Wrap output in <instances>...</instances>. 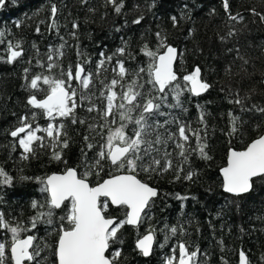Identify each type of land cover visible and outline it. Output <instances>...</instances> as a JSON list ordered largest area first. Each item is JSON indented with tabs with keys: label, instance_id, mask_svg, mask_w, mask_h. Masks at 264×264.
Masks as SVG:
<instances>
[{
	"label": "trees",
	"instance_id": "trees-1",
	"mask_svg": "<svg viewBox=\"0 0 264 264\" xmlns=\"http://www.w3.org/2000/svg\"><path fill=\"white\" fill-rule=\"evenodd\" d=\"M121 3L123 7L119 13L108 0H6L0 8V33L3 34L0 35V167L13 177L12 184H0V212L12 223L17 220L27 223L37 211L31 207L32 201L43 202L46 194L40 191L41 185L35 179L21 180L20 177H45L63 171L66 166L79 167L81 149L89 158L95 155L108 132L107 128H97L96 132L89 130V124L105 123L98 111H87L89 104H95L97 109L106 105V100L100 96L104 90L102 82L108 83L114 78L112 69L118 59L124 61L129 70L126 82L139 68H144L140 75L146 80L149 60L140 50L145 43L155 50L156 33L161 32L167 37L168 44L183 53V58L175 64L181 83L182 76L199 65L203 78L212 87L198 97L185 91L181 101L186 111L164 108L162 110L170 115L153 119L162 122L177 117L194 128H200L208 145L206 151L212 158L204 160L192 155L188 163L181 164L174 144L169 143L166 148L157 146L161 150L153 155L162 157L165 151L173 153L174 167L161 175H139L159 192L149 211L151 219L145 220L138 229L126 225L121 230L123 243L113 244L108 255L119 249L122 255L117 264H165L169 257L175 264L177 245L184 242L189 245V251L199 249L200 264H224L225 261L238 264L240 250L246 253L251 264H264V183L257 182L253 191L236 197L222 191L220 175L228 149L240 150L264 131V114L253 108V105L264 106V85L260 82L264 77V22L252 12L255 9L264 14V0H229L232 14L243 17L238 21L228 20L222 0H116V4ZM52 5L58 9L55 17L51 16ZM213 9L215 13H212ZM173 16L178 20L176 27L171 20ZM136 19H140L139 24L133 23ZM53 20L56 26L50 27ZM74 22L78 24L76 29L72 27ZM232 26L236 34L228 37L227 32ZM221 36L225 39L221 40ZM17 43L23 55L9 64L6 62L8 45ZM62 44L64 47L60 49ZM121 47H125L126 54L113 55ZM57 49L63 52V56H54L58 66L49 72L41 65L51 63L48 55ZM101 52L113 59L97 74ZM240 57L249 63L244 65ZM78 62L83 64L86 72L93 73L90 90H83L72 81L78 93L77 102L81 105L75 110V117L86 123L73 124L71 118H57L54 122L64 124L70 140L69 147L63 150L67 165L51 160L52 149L48 147H37L35 156L21 159L22 149L8 133L18 126L19 117L31 119L32 112L39 113L40 110L26 104L28 96L34 93L40 99L46 95L44 91L31 90L26 85L36 74L59 76L62 69L67 71L69 67L74 71ZM25 68L29 69L28 73ZM46 87L41 83L42 89ZM116 90L120 91L119 86ZM82 91L91 96V101L79 100ZM237 94L246 97L243 106L230 102ZM169 100L175 103L171 97ZM197 105L205 110V124L198 120L200 110ZM230 112L239 118L238 131L232 135H229ZM113 119L115 123L109 126L115 129L120 125L118 113ZM49 122L39 114L35 119V124L42 128ZM168 127L170 130L175 128L174 125ZM134 129V124H128L125 132L131 136ZM38 135L46 134L41 132ZM85 136L93 137L90 142L96 145L94 149L87 148ZM190 143L195 146L194 138ZM179 167L184 169L181 177L192 171V179H175ZM108 170L105 167L101 177L107 178ZM89 180L95 185L98 177L93 175ZM177 194L186 199L177 198ZM64 214V211L56 210L55 228L39 224L38 229L29 234L41 238L38 241L41 244L46 242L54 247L59 217ZM110 214L118 215L114 209ZM173 226L178 229L175 235L169 231ZM149 228L155 229L156 242L152 254L144 257L135 244L138 236ZM165 236L169 239L165 240ZM4 240H10V234L0 230V241ZM42 255L47 257L45 264H54L51 247Z\"/></svg>",
	"mask_w": 264,
	"mask_h": 264
},
{
	"label": "snow or ice",
	"instance_id": "snow-or-ice-1",
	"mask_svg": "<svg viewBox=\"0 0 264 264\" xmlns=\"http://www.w3.org/2000/svg\"><path fill=\"white\" fill-rule=\"evenodd\" d=\"M108 2L114 5L117 13L121 11L122 3L116 4V0H108ZM4 5L5 0H0V7ZM222 6L229 21L243 19L239 14H232L229 0H222ZM57 11V7L52 5L51 16L55 17ZM252 12L259 16L261 22H264V14L256 12L255 9H252ZM212 13H215V9ZM171 20L176 27L177 18L173 16ZM133 23L139 24L140 19L134 20ZM19 26L17 24V27ZM55 26V20H53L50 27ZM72 27L76 29L78 24L74 22ZM235 34L234 26L229 27L227 36L231 37ZM0 35L3 34L0 33ZM156 39L155 50L151 49L147 43L140 50L149 60L146 80L140 75L145 71L144 68H139L135 76L126 82L129 70L125 67L124 61L118 59L112 69L115 73L114 78L108 83L102 82L104 90H101L100 96L106 100V105L103 109H97L95 104H89L87 111H98L101 119L105 121L101 125L89 124V130L96 132L97 128H107L108 132L107 137L99 143V150L95 152V155L89 158L87 152L81 149L79 167L66 166L63 171L45 177H20L21 180L38 181L41 185L40 191L46 194V199L43 202L32 201L31 207L37 211L27 223L22 220L12 223L6 219L4 213L0 212V230L10 234V240L0 241V264H45L47 257L42 253L49 247L54 257V264H117L118 258L122 255L121 251L116 249L110 256L108 253L113 244L123 243L121 230L126 225L138 229L145 220H150L149 211L155 198L159 196L156 188L139 178L140 173L149 176L153 173L161 175L174 167L171 159L173 153L165 151L162 157L153 155L154 152L158 154L161 150L157 146L166 148L169 143L174 144L181 164L188 163L192 155H198L204 160L212 158L206 151L208 145L200 128H194L177 117L166 118L162 122L153 119L157 116L168 117L170 113L163 111L164 108H180L186 111L181 101L185 91L198 97L212 87L203 78L199 65L184 74L183 83H181L174 65L178 59L183 58V53L168 44L167 37L161 32L156 33ZM220 39L224 40L225 37L221 36ZM63 47L62 44L60 49ZM7 52L6 62L9 64L23 55L19 43L9 44ZM125 54V47H121L113 55ZM78 55L83 56V53ZM99 55L97 74L113 59L104 52ZM54 56L61 57L63 52L59 49L50 51L48 60L52 62L41 65L49 72L58 66ZM240 59L243 60L244 65L249 63L243 57ZM37 63L40 64V61ZM242 70H245L243 66ZM24 71L28 73L29 69L25 68ZM72 81L77 82L81 89L90 90L93 84V73L86 72L83 64L78 62L74 71L69 67L67 71L62 69L59 76L36 74L29 80L27 88L44 91L46 95L43 99H38L36 94H30L26 104L32 109L40 110L39 113L32 112L31 119L28 116L19 117L18 126L8 133L22 149L21 159L28 160L35 156L37 147H48L52 149L51 160L67 165L63 150L69 147L70 140L67 138L64 124L54 122L57 118H71L73 124L86 123L84 120L77 121L75 117V110L81 105L77 102L78 93L72 86ZM260 82L264 84V77ZM41 83L47 87L42 89ZM146 85L150 87L146 88ZM118 86L120 91L116 90ZM169 97L175 103H171ZM244 99L246 97L242 98L237 94L230 102L243 106ZM79 100L91 101V96L82 91ZM197 107L200 110L198 120L201 124H205V110L201 105ZM253 108L264 114V106L253 105ZM117 113L120 125L112 129L109 125L115 123L113 117ZM133 113L136 115L134 116ZM38 114L50 121L46 127L42 128L35 124ZM229 117L231 124L229 135H232L238 131L239 118L231 112ZM128 124L135 125L131 136L125 132ZM169 125H174V130H170ZM161 129L163 131H160ZM41 132L46 135H38ZM193 138L194 147L190 143ZM84 139L89 150L96 147L90 142L93 139L92 136H85ZM105 167L109 169L106 173L107 178L101 177ZM183 172V167L177 168L175 179H192L194 175L192 171H188L181 177ZM220 174L223 191L236 197L253 191L257 182L264 183V131L259 132L240 150L230 147L226 164L220 168ZM93 175L98 177L95 185L89 180V177ZM12 183L13 177L0 167V184ZM177 198L186 199L179 194ZM112 209L118 215H111ZM56 210L64 211L65 214L59 217L57 239L52 247L46 242L41 244L38 242L41 238L29 233H34L39 224L55 228ZM169 231L175 235L178 229L173 226ZM154 234L155 229L149 228L136 240L135 248L144 257H148L153 251ZM167 239L169 237L165 236V240ZM177 248L178 259L175 264H200L199 249L189 251V245L184 242H180ZM165 264H174L173 258H167ZM224 264L227 262L225 261ZM238 264H251L243 250L239 252Z\"/></svg>",
	"mask_w": 264,
	"mask_h": 264
},
{
	"label": "water",
	"instance_id": "water-1",
	"mask_svg": "<svg viewBox=\"0 0 264 264\" xmlns=\"http://www.w3.org/2000/svg\"><path fill=\"white\" fill-rule=\"evenodd\" d=\"M5 2H6V0H5ZM3 7V6H2ZM2 7H0V8H2ZM174 47V46H173ZM176 48V47H175ZM174 70H175V65H174ZM264 85V84H263ZM197 97V96H196ZM44 98V97H43ZM43 98H40V99H43ZM53 174V173H52ZM51 175V174H50ZM221 175V174H220ZM221 178H222V176H221ZM153 187V186H152ZM222 191H223V189H222ZM224 192V191H223ZM224 193H226V192H224ZM226 194H229V193H226ZM248 194V193H247ZM229 195H231V194H229ZM244 195H246V194H244ZM231 196H233V195H231ZM132 227V226H131ZM155 242H156V240L154 239V243H153V249H154V246H155ZM153 252V251H152ZM240 252V251H239ZM152 254V253H151ZM150 254V255H151ZM149 255V256H150ZM148 256V257H149ZM178 259V258H177ZM238 261H239V257H238Z\"/></svg>",
	"mask_w": 264,
	"mask_h": 264
}]
</instances>
